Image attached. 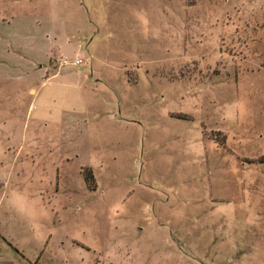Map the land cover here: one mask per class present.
<instances>
[{
    "label": "rangeland",
    "instance_id": "rangeland-1",
    "mask_svg": "<svg viewBox=\"0 0 264 264\" xmlns=\"http://www.w3.org/2000/svg\"><path fill=\"white\" fill-rule=\"evenodd\" d=\"M0 264H264V0H0Z\"/></svg>",
    "mask_w": 264,
    "mask_h": 264
},
{
    "label": "trees",
    "instance_id": "trees-1",
    "mask_svg": "<svg viewBox=\"0 0 264 264\" xmlns=\"http://www.w3.org/2000/svg\"><path fill=\"white\" fill-rule=\"evenodd\" d=\"M91 179H92V176H91V174L90 173H84V181L86 182V183H89L90 181H91Z\"/></svg>",
    "mask_w": 264,
    "mask_h": 264
},
{
    "label": "built area",
    "instance_id": "built-area-1",
    "mask_svg": "<svg viewBox=\"0 0 264 264\" xmlns=\"http://www.w3.org/2000/svg\"><path fill=\"white\" fill-rule=\"evenodd\" d=\"M65 63H67L65 60L62 61V64H65ZM81 63H82V61L80 59H77L74 61V64H81Z\"/></svg>",
    "mask_w": 264,
    "mask_h": 264
}]
</instances>
